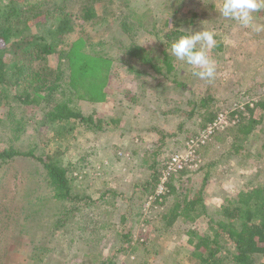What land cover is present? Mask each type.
I'll return each mask as SVG.
<instances>
[{
	"label": "rangeland",
	"instance_id": "1",
	"mask_svg": "<svg viewBox=\"0 0 264 264\" xmlns=\"http://www.w3.org/2000/svg\"><path fill=\"white\" fill-rule=\"evenodd\" d=\"M62 1L52 0L58 4ZM1 2L6 4L8 0ZM26 2L14 0L19 7ZM219 3L110 0L95 7L105 16L73 25L65 36V45L81 37L89 48L93 46L95 52L113 60L103 101H77L84 115L93 114L94 119L102 120L101 132L87 129L80 122L49 123L40 109L22 107L12 92L0 90V150L12 145L35 156H49L68 171L75 189L92 199L54 230L60 207L47 203L51 192L38 163L18 158L0 166V264H101L110 259L111 264H195L185 233L194 229L201 236L213 237L210 221L220 218L221 203L240 190L264 186V112L256 109L254 117L261 122L238 154L231 152L230 128L215 133L199 150L202 167L191 175L190 182L188 173L182 176V184L174 180L175 190L160 201H149L157 184L147 191L142 189L152 173L146 163H157L161 171L167 158L182 152L186 140L201 130L198 114L185 115L191 97H210L207 107L215 114L225 111L228 116L239 106L264 102V31L257 33L225 19L219 14ZM74 4L68 6L71 13L82 6ZM124 6L142 24L134 41L155 54L161 43L155 35L161 37L165 30L178 31L179 35L182 28L214 30L217 46L208 54L217 62L215 79H199L192 74L191 66L172 54L175 72L169 74V81L157 84L162 80L150 70L146 76L128 71V56H124L122 47L129 41L114 19L116 10H125ZM257 17L256 22L264 24V12ZM55 23H40L28 34L48 37ZM4 46L0 45V51ZM171 80L185 84V88L176 87ZM62 84L66 86V82ZM143 91H147L146 100L141 99L144 104L140 102ZM118 119L120 122H111ZM181 122L183 126L178 128ZM147 126L156 129L153 136H145L144 143L139 144L130 140L142 137ZM146 144L155 157L152 159L149 152V157H144L142 152L138 161L137 148ZM206 173L203 197L207 218L194 222L181 218L172 227H165L161 217L175 202V196L179 197L184 188L192 194ZM100 194L105 198L98 201ZM125 238L131 241L129 247L124 246ZM223 246L221 264H232L233 249L225 243ZM254 260L255 264H264V255Z\"/></svg>",
	"mask_w": 264,
	"mask_h": 264
},
{
	"label": "trees",
	"instance_id": "2",
	"mask_svg": "<svg viewBox=\"0 0 264 264\" xmlns=\"http://www.w3.org/2000/svg\"><path fill=\"white\" fill-rule=\"evenodd\" d=\"M1 1L0 45H5L0 51L2 93H7L8 89L22 107L40 109L43 118L49 123L80 122L87 129L103 131L102 120L94 119L93 114L84 115L77 101H103L106 95L104 85L113 60L95 52L92 49L93 46L89 48L81 37L67 45L64 41L76 22L87 23L99 16H105L103 10L98 11L95 7L98 3L110 0H63L61 4L52 0L44 2L27 0L26 4L20 7L14 3V0H8L6 4ZM72 2L75 3L74 5H82L73 13L69 12L68 7L73 4ZM124 9L116 10L114 19L117 20L119 29L129 41L122 47L124 56H128L126 68L138 76H146L147 71L150 70L155 77L161 78L162 81L157 84L169 81V74L173 75L175 72L171 62L170 46L180 33L165 30L161 37L155 35L156 40L161 41L160 50L155 54L134 41L135 33L141 29L142 24L133 19L128 8L124 6ZM52 22L56 23L48 32V37L28 34L31 27ZM133 62L136 63L133 64ZM62 82H66L65 87H62ZM171 82L178 88H185V84L176 83L175 80ZM145 94L147 95V91H143L140 95L142 103V100H146ZM210 100L211 98L207 96L200 97L199 100L191 97L187 102L190 110L185 112V115L192 117L198 114L201 117L200 129H203L216 115L207 107V102ZM256 109L264 112V102L258 101L252 107L246 104L242 110L234 112V114L237 113V122L229 127L232 131L231 152L233 154L240 152L242 143L260 124L261 120L254 117ZM198 110L201 112L197 113ZM119 121V119L111 120L112 123ZM182 126L181 122L178 128ZM148 152L149 150H146L143 156H150L153 159L155 155L149 152L148 156ZM18 158L34 160L43 171L47 188L51 192L47 203H56L60 207H57L59 213L52 229H60L68 216L80 212L84 205L87 206L92 202L90 196L75 189L68 171L53 162L49 156H35L31 151L25 152L12 145L0 150V166ZM146 166L152 172L150 181L142 185V189L147 191L157 184L160 171L158 172L155 162L146 163ZM201 167L202 159L196 170H184L172 174L167 182V194L162 196V199L164 200V197L175 190L174 180L182 184V176L188 173L190 176L187 177V181L190 182L191 175L200 171ZM207 178L206 173L199 187L192 194L187 188L181 189L180 196H175V202L161 217L165 227H172L181 218L191 222L199 218H207L208 213L203 197ZM103 198L105 196L100 194L97 200L100 201ZM219 217L217 220L210 221L214 230L213 237L201 236L194 229L185 233L186 243L192 248L195 264H221L223 243L233 249L232 264H255V257L264 255V186H252L240 190L223 201L219 208ZM123 241L125 247L130 246L129 239L125 238ZM123 249L121 247V250ZM111 262L110 259L101 264H111Z\"/></svg>",
	"mask_w": 264,
	"mask_h": 264
},
{
	"label": "clouds",
	"instance_id": "3",
	"mask_svg": "<svg viewBox=\"0 0 264 264\" xmlns=\"http://www.w3.org/2000/svg\"><path fill=\"white\" fill-rule=\"evenodd\" d=\"M216 11V10H215ZM219 14L236 21L243 28L254 32L264 31V24L257 23V14L264 12V0H220ZM170 46L171 54L192 67V74L211 82L216 77L217 62L209 56V50L217 46L214 30L184 29Z\"/></svg>",
	"mask_w": 264,
	"mask_h": 264
},
{
	"label": "built area",
	"instance_id": "4",
	"mask_svg": "<svg viewBox=\"0 0 264 264\" xmlns=\"http://www.w3.org/2000/svg\"><path fill=\"white\" fill-rule=\"evenodd\" d=\"M247 105L252 107L251 103ZM242 109V106H239L235 108V111ZM236 122L237 113L228 116L225 111H220L203 129L188 138L182 152H176L167 158L164 163L165 166L160 171L154 195L149 197V201L161 200L162 196L167 192V182L172 174L184 170H196L201 164V158L198 155L199 150L210 141L215 133L225 131L235 125ZM150 202L147 204L149 205Z\"/></svg>",
	"mask_w": 264,
	"mask_h": 264
},
{
	"label": "crops",
	"instance_id": "5",
	"mask_svg": "<svg viewBox=\"0 0 264 264\" xmlns=\"http://www.w3.org/2000/svg\"><path fill=\"white\" fill-rule=\"evenodd\" d=\"M120 122V121H119ZM152 126H147V128H145L144 130H143V133H144V135L141 137V136H139V135H137V136H133L132 138H130V140L133 142H138V144L139 143H141L142 142V140H145V136H147V135H149L150 134V137L151 136H153V133L152 132H154V133H156V129L154 130V126L151 128ZM142 131V130H141ZM138 137V138H137ZM133 139V140H132ZM147 142V141H146ZM145 142V143H146ZM142 143H144V141L142 142ZM145 145V144H144ZM149 149V146H147V144H146V146H144V147H142V149L140 148V147H138L137 148V156H136V158H137V160L139 161V159L141 158V155H142V152L143 153H145L146 152V150H148ZM142 150V151H141Z\"/></svg>",
	"mask_w": 264,
	"mask_h": 264
}]
</instances>
